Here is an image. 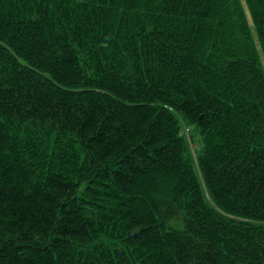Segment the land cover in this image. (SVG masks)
I'll list each match as a JSON object with an SVG mask.
<instances>
[{
	"label": "trees",
	"instance_id": "1",
	"mask_svg": "<svg viewBox=\"0 0 264 264\" xmlns=\"http://www.w3.org/2000/svg\"><path fill=\"white\" fill-rule=\"evenodd\" d=\"M0 264H264V0H0Z\"/></svg>",
	"mask_w": 264,
	"mask_h": 264
}]
</instances>
